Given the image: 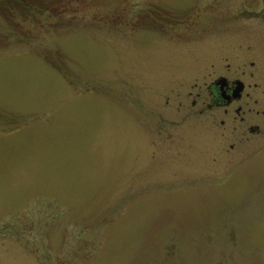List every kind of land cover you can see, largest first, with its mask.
<instances>
[{
    "label": "rangeland",
    "instance_id": "1",
    "mask_svg": "<svg viewBox=\"0 0 264 264\" xmlns=\"http://www.w3.org/2000/svg\"><path fill=\"white\" fill-rule=\"evenodd\" d=\"M42 1L0 5V264H264V117L204 104L264 110V0Z\"/></svg>",
    "mask_w": 264,
    "mask_h": 264
},
{
    "label": "flooded vegetation",
    "instance_id": "2",
    "mask_svg": "<svg viewBox=\"0 0 264 264\" xmlns=\"http://www.w3.org/2000/svg\"><path fill=\"white\" fill-rule=\"evenodd\" d=\"M237 82L241 83V89L238 94H234ZM247 85H244V83L237 78L233 80L217 79L208 85L210 99L204 102V104L209 110L222 109L224 114H229L230 110H234V119L238 118L241 122L245 120L247 115L253 113L254 115H262L264 117V110L259 111L249 107L245 108L248 103L246 98L249 97V93L245 92ZM197 97H200L198 93ZM195 104L196 101L193 100L192 105L195 106ZM248 129L252 132H256L259 130V127L258 125H250Z\"/></svg>",
    "mask_w": 264,
    "mask_h": 264
},
{
    "label": "trees",
    "instance_id": "3",
    "mask_svg": "<svg viewBox=\"0 0 264 264\" xmlns=\"http://www.w3.org/2000/svg\"><path fill=\"white\" fill-rule=\"evenodd\" d=\"M4 1L5 0H0V5L3 4ZM9 1L12 3V6L8 7V11H11V12L15 10L18 12L21 11L22 14H30L31 12L35 11L36 7L39 8L41 11L43 9V8L36 6V3L39 4L42 0H38V1L37 0H9Z\"/></svg>",
    "mask_w": 264,
    "mask_h": 264
},
{
    "label": "water",
    "instance_id": "4",
    "mask_svg": "<svg viewBox=\"0 0 264 264\" xmlns=\"http://www.w3.org/2000/svg\"><path fill=\"white\" fill-rule=\"evenodd\" d=\"M241 89V83H238L237 87L234 90V94H238L240 92Z\"/></svg>",
    "mask_w": 264,
    "mask_h": 264
}]
</instances>
